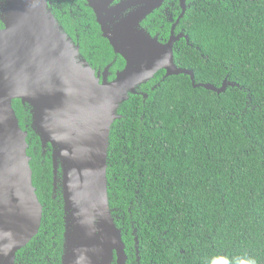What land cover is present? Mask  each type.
Listing matches in <instances>:
<instances>
[{
    "label": "trees",
    "instance_id": "16d2710c",
    "mask_svg": "<svg viewBox=\"0 0 264 264\" xmlns=\"http://www.w3.org/2000/svg\"><path fill=\"white\" fill-rule=\"evenodd\" d=\"M187 5L176 32L183 31L190 43L175 44V63L192 70L197 83L221 87L228 79L242 89L217 94L194 88L187 75L163 80L160 71L139 88L146 100L132 95L121 107L107 178L126 264H137L136 237L140 264H264V0ZM181 13L179 0H167L142 26L166 42L170 17ZM90 18L93 30L81 35V53L90 64L106 66L114 51L91 13ZM125 64L120 58L115 67ZM14 109L23 129L31 125L29 106L16 100ZM28 142L44 212L39 234L18 257L41 251L36 263L47 264L54 243L61 264L63 196L54 198L50 153L43 155L32 131Z\"/></svg>",
    "mask_w": 264,
    "mask_h": 264
},
{
    "label": "water",
    "instance_id": "95a60500",
    "mask_svg": "<svg viewBox=\"0 0 264 264\" xmlns=\"http://www.w3.org/2000/svg\"><path fill=\"white\" fill-rule=\"evenodd\" d=\"M89 0L102 36L126 64L109 81L82 56L79 45L53 15L49 0H5L0 29V264H15L19 251L38 234L43 205L33 182L29 131L43 151L51 146L54 188L60 173L64 207L61 264H126L122 231L108 194V157L113 125L121 107L139 88L165 71L163 80L190 76L194 88L217 94L240 87L228 79L221 87L197 83L192 70L175 63L181 39L176 27L188 1L179 0L181 15L163 42L142 23L167 0ZM29 106L31 125L23 129L14 102ZM45 154V152H43ZM136 249L138 238L136 237Z\"/></svg>",
    "mask_w": 264,
    "mask_h": 264
},
{
    "label": "flooded vegetation",
    "instance_id": "af4514ba",
    "mask_svg": "<svg viewBox=\"0 0 264 264\" xmlns=\"http://www.w3.org/2000/svg\"><path fill=\"white\" fill-rule=\"evenodd\" d=\"M121 1L122 0H114L113 3H111V7H115ZM4 2H5V0H0V17L4 14V5H5ZM49 7H50L53 15L55 16V18L58 20L60 25L63 27L64 31L71 37V39L73 40V42L75 44L79 45L80 52H81V37L85 36V34L88 30H93V25L90 23L91 22L90 13L93 15V17H95L94 22L96 24H98L95 12L89 5V0H49ZM176 21H177V19H173L172 17H170V22H171L172 26H173V24L176 23ZM98 26H99V29H100L101 34H102L101 27L99 24H98ZM3 27H4V25L0 21V29H2ZM177 27H176V29H177ZM82 32H84V33L82 34ZM181 32L182 31L176 32V30H175L176 35L180 34ZM93 57H94V53L91 54L92 59H93ZM120 58H122V57L118 56L114 53L113 61L107 63L106 66L97 65L94 63L90 64V65L93 67V69H95L97 71V73H100L102 78L104 76L103 74L105 72V69L108 66H111L107 72V75H108V80L112 81L115 79L116 74L119 71L123 70V68L125 67L124 66L122 69H117L115 67L116 61H118V59H120ZM87 61H89V60H87ZM47 151L50 153L49 157H51V160H52L51 148L47 147L44 151H42V153L45 152V154H47ZM45 154L43 153V155H45ZM57 179H58L57 187H56V189L54 188V190H53V193L55 194L54 198H56V195H57V197L58 196L61 197V195H62L61 177L59 174L57 176ZM53 180H54V177H53ZM53 249H55L54 259L51 260L50 258H47L48 259L47 264H56V263L58 264V261H59L58 258L61 259L60 248H57V245L53 243ZM19 252L17 253L15 264H37L35 258L38 256H36V255L39 253V256H40V254H41V251H38V253L34 252L33 254H31V253L27 254L28 258H25V255H23V254L20 257H18ZM50 254H51V252H50ZM29 257H31L32 259H29ZM138 259H139V261H138ZM136 262H137V264H140V258L137 254V251H136ZM38 264H41V259L38 260Z\"/></svg>",
    "mask_w": 264,
    "mask_h": 264
}]
</instances>
